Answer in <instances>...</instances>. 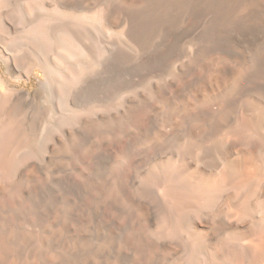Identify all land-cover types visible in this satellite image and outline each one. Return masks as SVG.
Here are the masks:
<instances>
[{
	"label": "bare ground",
	"instance_id": "1",
	"mask_svg": "<svg viewBox=\"0 0 264 264\" xmlns=\"http://www.w3.org/2000/svg\"><path fill=\"white\" fill-rule=\"evenodd\" d=\"M102 1L0 0V264H264V0Z\"/></svg>",
	"mask_w": 264,
	"mask_h": 264
},
{
	"label": "rangeland",
	"instance_id": "2",
	"mask_svg": "<svg viewBox=\"0 0 264 264\" xmlns=\"http://www.w3.org/2000/svg\"><path fill=\"white\" fill-rule=\"evenodd\" d=\"M105 2L106 0H103L97 7H94V9H90L89 12L92 14L99 12L103 7V4H105ZM0 69L3 76L2 79L4 80L5 85L9 84L6 86L7 88L10 87L9 89H12L11 87H13V89L25 90V92H28L31 95H38L41 92L40 85L41 82L45 81V77L39 69L35 71L34 75L31 77V80L22 79V81L18 80L19 77H17V75L9 72L6 66L1 62H0ZM8 72L11 73L12 75H10Z\"/></svg>",
	"mask_w": 264,
	"mask_h": 264
}]
</instances>
